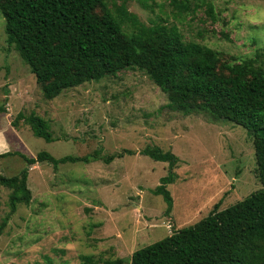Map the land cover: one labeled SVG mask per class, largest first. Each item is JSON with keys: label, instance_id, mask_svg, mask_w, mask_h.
<instances>
[{"label": "rangeland", "instance_id": "374dc122", "mask_svg": "<svg viewBox=\"0 0 264 264\" xmlns=\"http://www.w3.org/2000/svg\"><path fill=\"white\" fill-rule=\"evenodd\" d=\"M180 1L188 3V11L175 6ZM123 2L140 22L174 24L184 40L217 50L224 61L254 58L260 50L264 63V0H107L108 8L115 12ZM0 107V153L12 152L0 158V174L20 176L26 170L31 191L30 202L10 213L11 190L0 185V264H82V255L97 264L129 258L198 221L219 200L223 209L262 188L246 129L204 112L174 109L142 70L123 69L45 97L6 42L1 13ZM31 111L48 120L52 141L33 135L21 121L11 125L18 112ZM146 146L179 158L173 181L166 184L169 213L168 201L155 192L168 164L139 153ZM124 149L133 153L110 163L66 162L53 168L35 160L39 151L106 156Z\"/></svg>", "mask_w": 264, "mask_h": 264}, {"label": "trees", "instance_id": "16d2710c", "mask_svg": "<svg viewBox=\"0 0 264 264\" xmlns=\"http://www.w3.org/2000/svg\"><path fill=\"white\" fill-rule=\"evenodd\" d=\"M175 6L189 10L187 2ZM208 12L211 14V7ZM0 13L6 42L18 51L47 98L123 69H138L166 94L174 109L186 114L204 112L212 119L233 122L251 137L255 174L262 188L223 209L219 200L198 221L134 250L129 258H108L102 264H264V63L260 50L254 58L224 61L217 50L184 40L174 24L140 22L124 2L114 12L107 0H0ZM19 121L28 125L33 135L53 140L48 120L34 111L18 112L11 125L17 127ZM11 153H0V158ZM132 153L124 149L106 156L94 151L55 157L39 151L35 160L56 168L66 162L110 163ZM139 153L168 164V173L160 178L155 192L168 201L169 213L171 198L166 184L173 181L172 171L179 158L158 146H146ZM0 185L11 190L10 213L30 202L26 170L20 176L0 174ZM80 258L82 264H97L90 255Z\"/></svg>", "mask_w": 264, "mask_h": 264}, {"label": "built area", "instance_id": "2783aa9c", "mask_svg": "<svg viewBox=\"0 0 264 264\" xmlns=\"http://www.w3.org/2000/svg\"><path fill=\"white\" fill-rule=\"evenodd\" d=\"M166 227H168V228H171V225H170V224H168V225H166Z\"/></svg>", "mask_w": 264, "mask_h": 264}]
</instances>
